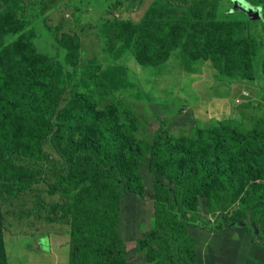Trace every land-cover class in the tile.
<instances>
[{"label":"rangeland","instance_id":"374dc122","mask_svg":"<svg viewBox=\"0 0 264 264\" xmlns=\"http://www.w3.org/2000/svg\"><path fill=\"white\" fill-rule=\"evenodd\" d=\"M206 1L213 11L203 24L197 15L201 4L193 0H20L25 43L0 29V65L20 75L28 58H38L54 73L60 103H67L75 90L83 94V87L97 78L113 82L110 99L123 102L138 120L140 140L160 131L162 142L170 145L193 140L199 131L264 134V13L259 8L264 0ZM166 3L178 9L176 18L162 11ZM235 4L258 11L260 18H249ZM161 19L168 23L163 42L170 53L166 60L153 63L161 58L158 54L140 61L144 51L137 41L161 40L157 32L150 33ZM207 44L212 46L200 50ZM182 50L198 59L184 57ZM42 149L40 162L11 158L13 163L3 168L8 178L34 177L39 183L6 192L0 264H69V239L85 197H77L71 187L50 193L48 185L63 172L66 158L52 138L43 141ZM139 173L141 198L131 194L122 205L121 235L129 253L125 264H156L155 253L137 252L136 241L152 222L156 177L144 164ZM212 212L204 199H197L194 213L201 221L217 218L218 212ZM255 222L264 229V214ZM240 229L264 244V236Z\"/></svg>","mask_w":264,"mask_h":264},{"label":"trees","instance_id":"16d2710c","mask_svg":"<svg viewBox=\"0 0 264 264\" xmlns=\"http://www.w3.org/2000/svg\"><path fill=\"white\" fill-rule=\"evenodd\" d=\"M193 1L201 4L197 15L206 24L213 7L206 0ZM259 8L264 13V5ZM162 11L177 17L178 9L168 3ZM21 12L20 0H0V29L25 43L28 31L20 30L19 23L25 21L19 18ZM150 29L161 40H138L144 51L140 61L158 54L161 58L153 63L166 60L168 23L161 19ZM189 50H182L183 56L198 59ZM42 63L28 58L26 67L18 69L20 75L0 65V215L9 189L39 183L34 177L8 178L5 163L40 162L42 143L52 138L66 165L48 185L50 193L71 187L78 190L77 197H85L69 239V264H125L129 253L121 235L122 205L131 194L141 198L140 164L156 177L152 222L136 246L137 252L155 253L156 264H196V227L215 232L243 228L264 236L255 222L264 214V134L199 131L193 140L170 145L162 142L160 131L140 140L138 120L123 102L110 99L113 82L97 78L83 87V94L75 90L67 103H60L54 73ZM197 199H204L208 211H217L218 217L201 221L194 213ZM230 209L234 211L227 218Z\"/></svg>","mask_w":264,"mask_h":264},{"label":"crops","instance_id":"0c3cea01","mask_svg":"<svg viewBox=\"0 0 264 264\" xmlns=\"http://www.w3.org/2000/svg\"><path fill=\"white\" fill-rule=\"evenodd\" d=\"M240 230L194 228L196 264H264V244Z\"/></svg>","mask_w":264,"mask_h":264},{"label":"water","instance_id":"95a60500","mask_svg":"<svg viewBox=\"0 0 264 264\" xmlns=\"http://www.w3.org/2000/svg\"><path fill=\"white\" fill-rule=\"evenodd\" d=\"M235 7H238L240 8L241 11H243L244 13L247 14V16L251 19H259L260 18V13L256 10H253V9H249V8H246V7H243V6H240L238 4H235Z\"/></svg>","mask_w":264,"mask_h":264}]
</instances>
